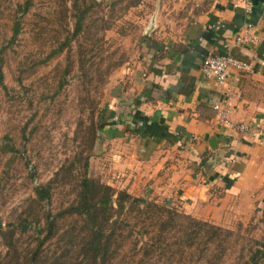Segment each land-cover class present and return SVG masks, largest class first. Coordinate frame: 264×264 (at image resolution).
Returning a JSON list of instances; mask_svg holds the SVG:
<instances>
[{
	"label": "crops",
	"instance_id": "obj_1",
	"mask_svg": "<svg viewBox=\"0 0 264 264\" xmlns=\"http://www.w3.org/2000/svg\"><path fill=\"white\" fill-rule=\"evenodd\" d=\"M167 2L185 10L180 26L144 45L142 57L121 71L114 108L108 105L113 115L97 145L105 179L137 195L176 201L201 221L253 219L264 230V0H252L248 16L241 0ZM246 31L257 43L235 42ZM222 54L253 72L232 71L222 86L203 79L201 59ZM225 95L227 121L246 126L229 136L209 107Z\"/></svg>",
	"mask_w": 264,
	"mask_h": 264
},
{
	"label": "trees",
	"instance_id": "obj_2",
	"mask_svg": "<svg viewBox=\"0 0 264 264\" xmlns=\"http://www.w3.org/2000/svg\"><path fill=\"white\" fill-rule=\"evenodd\" d=\"M142 1L129 0L126 7H134ZM57 3L60 5L55 13L60 20L58 34L61 39L50 43L47 57L56 61L52 69L31 83V87L38 85L35 91L22 87V92L23 95L39 92L35 104L40 105L44 99L52 101L71 87L78 115L88 111L85 122L77 117L73 131L72 142L80 150L67 157L65 170L59 169L53 179L31 185L28 197L11 221L3 222L0 216V264H180L183 257L192 258L195 253L200 264H225L223 259L228 252L231 253L229 264H264L263 240L194 219L167 206V202L157 204L134 197L89 175L88 159L99 143L98 132L108 124L113 115L110 109L115 105L112 97L111 108L107 111L108 105L105 106L102 114L97 110L95 118L93 99H89L86 111L82 107L87 97L90 98L87 86L99 77L94 64L89 63L92 57H86L91 46L86 47L82 36L95 23L90 15L100 2L57 0ZM31 6L32 0L15 4L7 38L0 45V89L3 93H6L3 83L5 51L15 43L22 27L21 18ZM108 29L109 26L104 25L100 31ZM31 32L35 38L36 31L31 29ZM51 32L52 38L57 30ZM33 98L34 95L25 98L29 108ZM0 157H19L23 165L28 166V160L14 147L7 133L0 139ZM8 164L0 170V183L7 174ZM64 171L68 174L74 171L75 184L65 201L56 202L54 189L58 185V174ZM34 175L35 168H29L27 177L32 180ZM260 220L264 222V215Z\"/></svg>",
	"mask_w": 264,
	"mask_h": 264
},
{
	"label": "rangeland",
	"instance_id": "obj_3",
	"mask_svg": "<svg viewBox=\"0 0 264 264\" xmlns=\"http://www.w3.org/2000/svg\"><path fill=\"white\" fill-rule=\"evenodd\" d=\"M23 1L0 0V45L4 44L7 38L8 24L13 16L15 4H21ZM97 1L100 5L93 8L90 15L95 23L82 36L86 47L91 46L86 57H92L93 61L89 63L94 64L99 74L98 80L95 79V82L87 86L90 98L87 97L82 105L86 111L89 99L95 101L92 103L96 106L93 110L94 118L97 110L101 114L105 112L104 107L109 105L110 99L119 91L118 87L122 86L124 78L121 71L124 68L130 69L142 57L144 45L150 42L151 38L158 39L162 32L175 31L176 26H180L177 23L178 18L185 15L184 9L168 6L167 0H143L131 8L126 7L129 0ZM111 4L112 9L109 7ZM58 5L60 4L57 0H32L29 11L21 18L22 27L15 43L5 51L3 83L7 94L0 89V139L5 133L11 136L14 147L22 153L26 161L28 160V166L25 167L19 157H0V170L9 163L6 167L7 174L0 183V216L3 222L11 221L13 215L19 211V206L28 197L33 183L42 184L53 179L55 172L59 169L65 170L63 166L68 164L65 162L67 157L80 150V147L76 148V143L72 142L73 131L77 117H81L85 122L88 111L82 116L78 115L79 110L74 106L73 89L68 88L52 101L44 99L40 105L35 104L39 92L26 95L22 92V87L35 91L38 85L31 87V83L52 69L56 61L55 58L47 57L50 43H54V40L59 42L61 39L58 34L60 20L55 13ZM66 5L69 7L68 1ZM104 25H108L109 29L102 32L100 30ZM31 29L36 31L35 38ZM52 29L57 30L56 34L52 35L53 39ZM105 67L109 69L104 70ZM43 89L44 87L40 91ZM29 95H34L30 108L25 99ZM98 150L96 148L88 159L89 175L105 184L108 183L111 188L123 190L114 183L110 184L111 178L105 179L106 174L102 171L101 162L97 160ZM31 167L35 168L32 180L27 177ZM73 175L76 176L74 171L73 174L66 171L58 174V185L54 189L56 202L65 201L68 193H72L75 184ZM61 178L64 182H59ZM125 191L134 197H142L157 204L164 202L147 192L137 195L135 190ZM167 206L184 213L176 201H169ZM218 227L254 240H264V230L257 226L253 219L232 223L231 219H225ZM198 257L197 253L193 254L192 258L183 257L180 264H200ZM223 261L225 264L231 262L230 252Z\"/></svg>",
	"mask_w": 264,
	"mask_h": 264
},
{
	"label": "built area",
	"instance_id": "obj_4",
	"mask_svg": "<svg viewBox=\"0 0 264 264\" xmlns=\"http://www.w3.org/2000/svg\"><path fill=\"white\" fill-rule=\"evenodd\" d=\"M241 10L244 16H248L252 11V0H241ZM237 44L257 43V39L250 36L248 32H244L235 38ZM251 74L253 69L249 63L238 60L228 54L205 56L201 59L199 65V73L203 79L212 80L218 85H224L230 72ZM236 81V77L232 78ZM210 109L214 113L216 122L226 129L225 136H229L232 132H242L246 130V126L242 123H230L227 121V115L230 113L229 96L225 95L224 100L219 103L211 101Z\"/></svg>",
	"mask_w": 264,
	"mask_h": 264
}]
</instances>
